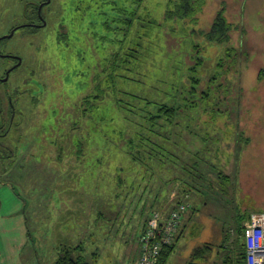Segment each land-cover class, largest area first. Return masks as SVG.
I'll use <instances>...</instances> for the list:
<instances>
[{
	"label": "rangeland",
	"instance_id": "obj_1",
	"mask_svg": "<svg viewBox=\"0 0 264 264\" xmlns=\"http://www.w3.org/2000/svg\"><path fill=\"white\" fill-rule=\"evenodd\" d=\"M30 1L43 2L0 0V37L27 22L28 16H34L27 6ZM174 1L50 0L42 10L44 21L39 16L32 19L37 24L45 22L44 29L32 35L20 28L13 37L2 41L1 51L22 58V67L5 84H0V95L3 90H9L15 97L18 114H7L12 129L0 139V186L7 187L22 204L27 234L22 238V229H16L7 241H2L0 264H57L64 255V246L69 244L67 239L73 236L64 238L63 234L68 227L73 229L75 224H80L83 212L87 218L88 251L93 248L92 237L101 232L106 239L102 241L104 247L109 248L115 260L120 259L118 248L124 249L127 243L132 246L142 227L135 206L139 207L140 200L145 201L148 193L144 194L143 185L136 186L135 196L125 195L122 201L117 196L121 178L115 177L123 169L132 173L127 168L136 169L137 160L148 157L129 144V133L122 122L103 121L101 107L92 112L89 104L99 105L104 94L109 97L113 94V77L118 76V82L119 77H133L159 92L157 103L148 106L150 111L161 119L175 111L166 122H181L179 118L185 115L181 106L185 104L170 102L179 98L180 93L168 87L174 79L169 68L178 70L174 82L180 89L181 83L190 82L195 59L204 60L205 55L209 66L216 65L228 46L236 50L231 52L229 64V58L224 60L226 71L218 83L212 81L211 75L215 73L209 66L204 65L197 75L198 91L215 93L224 101L223 105L208 108L209 118L203 116L208 122L203 127L198 121L202 111H193L186 119L193 121L185 125L189 124L193 133L216 135L220 139L219 151L210 153V158L215 164L221 161L218 167L226 174L234 176L233 170L237 169V191L230 188L226 199L206 194V189L189 194L190 209L183 214L174 251L166 264H223L229 252L234 256L231 264H246L236 217L250 210L264 212V0H231L234 8L227 5L224 12L231 24V41L221 47L208 46L204 34L210 30L223 0H207L204 9L210 10L202 11L197 30L168 17L174 10ZM68 4L71 16L66 20L64 7ZM135 57L141 58L136 65ZM65 83L70 84L69 89ZM141 87L146 93L149 86ZM123 88L134 90L125 85ZM15 121L18 129L16 123L13 126ZM166 126L162 127L163 131ZM103 129L110 143H103ZM239 137L249 141L241 142ZM184 139L191 145L192 153L193 145L203 141L193 136ZM82 144L84 151L79 148ZM136 154H141L137 160L133 159ZM176 155L188 156L186 169L177 171L180 176L189 175L192 167L198 169L195 157L179 149ZM103 167L113 168L115 172L104 175ZM163 168L168 174L166 166ZM175 185L178 182H172L170 189ZM174 192L179 195L178 189ZM165 202L159 208H168ZM8 206L9 203L0 212L4 217L1 220L13 216L14 211L9 213ZM99 216L102 217L98 219ZM88 218H93L97 227ZM116 231L124 238L120 243L115 242ZM83 239L84 236L79 242ZM206 247H211L212 253H206L203 260L193 261L194 252Z\"/></svg>",
	"mask_w": 264,
	"mask_h": 264
},
{
	"label": "trees",
	"instance_id": "obj_2",
	"mask_svg": "<svg viewBox=\"0 0 264 264\" xmlns=\"http://www.w3.org/2000/svg\"><path fill=\"white\" fill-rule=\"evenodd\" d=\"M46 1L47 0H43V2H41L40 4L39 3L35 4L34 1H30L29 3L27 2L28 3L27 6L31 8V10H33L34 16H28V14L25 13V15L28 16L27 19L29 20L23 23L22 25H18L19 27L16 30L20 28L25 29L27 31L25 34L29 33L33 35V33L38 32V30L44 29L45 26L36 27L31 25L36 24V22H33L32 19L36 16L38 17L39 7L42 5V3H45ZM207 3H208L207 0H175L173 5L174 10L168 13V17L171 18L172 20H179L180 22L183 21L185 24H189L191 27L193 26V28H195L196 26H198L199 23L198 18H200L202 11L205 10L204 8L206 7ZM47 5L48 4H45L44 7H46ZM227 5L229 6L231 5V8H234L232 6L231 0H223L219 6L218 12L214 18L210 30L204 34L208 46L221 47L223 44H227V45L230 44L231 36L229 32H230L231 24L225 17V13H224ZM64 8H65L64 12L66 11L65 14L67 15L65 16V19L69 20L71 16V12H69L70 11L69 4ZM208 8H206L205 11L207 10L209 11L210 8L209 9ZM93 14H97V13L93 12ZM91 16L92 18H94V15L91 14ZM88 19L91 21L90 15L88 16ZM194 30H197V27ZM4 40H7V38L0 37V41H1L0 46L2 41ZM64 42L59 41V43L61 44ZM235 50H236L235 48H230V46H228L225 49L224 56L220 57L216 65H211V66L208 65L210 63L205 58V55L202 53L204 55V60L195 59V65L190 70L191 72L189 75L190 82L186 84L185 81L184 85L181 83L180 84L181 87H179L180 89H177L178 87H175V85L177 86V83L174 82L175 80H177L178 70L176 68H174L173 70L169 68V70L172 72V77L174 79L168 83V87L169 88L171 87V90L173 92L180 93L179 98L172 99V101L170 102L172 104L174 103L185 104V106H181L182 111H184L185 113V115H182L179 118L181 122H177V120H174L173 124H171L173 121L170 123L166 122V120H171V118H173L175 111L166 113L167 118H163L165 119L166 123L163 121V119H161V116H159V114L150 111V108L148 106L155 105L157 103L156 100L159 96V92L154 91V89L151 88V85H147L146 83H144V81H141L140 79L137 78L134 79L133 77H129V78L119 77L121 78L120 82L117 81L118 76L113 77L111 81L112 84L115 86V90H113L115 93L113 92V94L110 95V97L109 94H104V96L100 99L101 104L99 105H95L93 103L89 104L90 108L92 107V112L94 111L97 112L98 110H100L101 107V110L103 112L101 119L103 121H109L111 123L115 121L122 122L123 128L125 127L124 128L125 131L129 133L128 134L130 138L129 144L134 145L135 148L137 147L141 153H145L146 156L144 157H148V159L146 160L143 159V157L139 159L141 154L140 155L136 154L135 157H133V159L136 160L139 159L137 160L138 167L136 169L128 167L127 170L132 171V173H127L128 171H126V169H123L122 171H120L119 169L120 172H118L117 176L115 177L119 179L121 178V182H122L120 186V193L117 194L118 198L121 197L122 199L124 198L125 195L128 194L129 197L135 196L136 190L134 187L136 186L141 188L143 185L142 189H144L145 191L144 194L148 193L147 196L149 197L146 196L147 199L145 197V201H143V199L140 200L141 201V205L139 206L140 208L138 207V205L137 207L135 206V210H138L137 212L139 213L140 219L142 221L141 229L146 226L152 211L162 209L159 207H161L164 201H166L165 203H167L168 206V208H164L165 212L166 213L170 212L171 208H173L174 206V203H170V198H171L170 196L172 192L177 189L179 195L177 197L178 199L176 202H181V201L187 202V198L189 194L195 191L203 192L204 189H206L205 190L206 194H214V197H218V198L222 197L224 199L229 197L230 188H233L234 192L237 191V181H238V174L236 171L237 169L233 170L234 176L229 175V173L226 174L223 168L218 167V164L221 163V161H218L217 162L218 164L217 163L215 164L213 163V159L210 158V153H212L214 150L219 151V146L217 144L219 143L220 139L216 138V135L211 136L207 133H206L207 135H201V133H193L194 130L192 129V127H190L189 124L187 125V123L185 125V122L193 121V120L191 121L186 120L189 118V116H191V113L193 111L195 112L202 111L203 113L201 114L198 121L201 122L199 125L203 127L204 123L208 122L207 120L209 118L208 108L210 106L220 105L221 107V105H223L224 101L221 100L220 96L215 95V93L198 91L200 81L198 80L197 75L199 74L201 68L204 65H206L209 66L208 69H211V71L215 73V75L214 74L211 75L212 81L213 82L219 81L220 76H223V73L226 71L224 60H227L228 58L230 59V57L232 56L231 52H234ZM6 55H14V54L11 53L10 51L9 52L1 51L0 48V73L3 72V74L0 75V78L3 79L5 78V73L8 69L7 64L16 62L10 58H7ZM234 55L237 57L236 53H234ZM140 59H141L140 57L137 58L135 57L134 64L136 65V63ZM227 61L229 64L231 59ZM21 67L22 66L12 70L11 75L12 73L19 70ZM126 82L128 85L125 84ZM233 82L234 81H231V84ZM124 85L130 86L134 90L133 91L128 89L125 90V88H123ZM142 85L145 87L149 86L147 88L146 93H144L145 91H144V87H141ZM66 86L68 89L70 88L69 83H67ZM120 86H122L121 87L122 89H118ZM150 89L152 91H148ZM210 90L211 89L207 88V91ZM10 99L12 100V103L10 104L12 107L9 105ZM4 102H7V104H5ZM15 102L16 99L14 96H12L9 93V90H3V92L0 95V108L4 111L5 121L7 122L8 125L9 122H11V117H7V114L8 113L12 114L14 110L16 116L18 115ZM236 102L238 103V101ZM219 110L220 109H218V111ZM205 114L207 116V119L206 117L205 119L203 117ZM81 119H82V115H81ZM14 123H16V121L13 122V126ZM16 126H17L16 128L18 129L17 123ZM164 126L166 127L165 130L163 131L162 127ZM174 127L175 130L173 131ZM8 134H10V132ZM185 136H193L203 139V141H201L197 145H193V147L195 148V151L193 153L192 150L189 149L191 145L185 143L186 142L184 139ZM102 137H103V143L105 142L110 143V140L108 139L109 136L107 137L105 133V129H103ZM137 137H139V141H137ZM238 140L241 142L243 140L245 142L249 141L248 139L245 140L244 137H239ZM210 142L213 143V145L209 144ZM142 147H145V149H143ZM79 148L83 149L84 144L80 145ZM237 148L235 149V152L236 151L238 152L239 149ZM177 149L188 153L189 156L195 157L196 160H198L197 163L198 169L195 170L192 167L189 175L180 176L177 173V171L178 169L181 168L186 169V167L188 166V156H184L182 158L177 157L176 155ZM101 151L102 150L100 149L98 152ZM223 151L227 152L224 147H223ZM84 156L85 154L81 157V159ZM236 160H238V156H236ZM156 163L158 164V166H156ZM210 165L212 166V168H209ZM163 166H166L165 169L167 170L168 174L165 173ZM103 169H105L104 175L107 176L115 172V169L113 168L103 167ZM157 169H159L160 171ZM92 177L94 176L92 175ZM154 180L157 181L155 182ZM174 181L178 182V185H175L176 187L174 189H170L171 187L169 185ZM153 194H155V196H153ZM123 200L124 199H122V201ZM256 212H261V211L250 210L249 212H246L245 214H241L236 217L237 229L239 231L238 236L239 238L241 237L242 240H243V225L246 221H248L250 216ZM173 247H174V243L171 246H166L163 248L162 253L158 259V264H166L168 258L174 251ZM206 253L211 254L212 248L206 247V249H197L192 256L193 261L203 260ZM233 258H234L233 254L229 252L228 257L225 259L229 260L228 264H231ZM57 264H80V261L78 259L76 260L73 259L72 257H70V255L67 254L59 258Z\"/></svg>",
	"mask_w": 264,
	"mask_h": 264
},
{
	"label": "crops",
	"instance_id": "obj_3",
	"mask_svg": "<svg viewBox=\"0 0 264 264\" xmlns=\"http://www.w3.org/2000/svg\"><path fill=\"white\" fill-rule=\"evenodd\" d=\"M8 190L7 187L0 186V212L6 210V204L9 203V206L7 209H9V213L14 211L13 216L6 218L4 220H1L4 217L0 216V246L2 244V241H7L10 237V233L17 230H21V236H26V224H25V218L22 216L23 212V206L21 203L18 202V200L12 195V193ZM9 196L7 198V195ZM9 201H8V200ZM2 200V201H1ZM168 216V213H165V217ZM102 216H99L98 219H100ZM90 218V217H89ZM88 218V220H89ZM9 220V221H8ZM93 218H91L88 222L94 226L97 227L96 223H93ZM80 224H75L76 226L71 229L68 227V231L63 234L64 238H70L71 235H73L69 241V244L67 247L64 246V255H70L73 259H78L80 261V264H137L141 250H140V244H139V236L142 233L143 229H139L136 234V240L134 239V242L132 246L127 243V245H122L125 247L124 249L120 250V247L118 250L120 251L121 257L120 259H116L114 257V254L109 251V248L104 247L102 241H106L104 239L103 233H98L92 237L93 244L91 251H88V245H85L87 238V233L85 229V223L87 221V218H85V212H83V215L79 219ZM96 222V221H95ZM142 226V224H140ZM82 226H84V229H82ZM140 226V227H141ZM136 227H138V224H136ZM123 234V233H122ZM84 236L83 241L79 240ZM112 234H110L109 237H111ZM115 242L120 243L121 240H124V238L119 234V232L116 231L115 235ZM100 239V242H97V240ZM66 240V239H64ZM78 240V241H76ZM105 248V249H104ZM1 255V254H0ZM115 260V261H114ZM58 262V261H57ZM56 262V263H57Z\"/></svg>",
	"mask_w": 264,
	"mask_h": 264
},
{
	"label": "built area",
	"instance_id": "obj_4",
	"mask_svg": "<svg viewBox=\"0 0 264 264\" xmlns=\"http://www.w3.org/2000/svg\"><path fill=\"white\" fill-rule=\"evenodd\" d=\"M170 203H174L168 216L165 210H154L139 236L141 254L137 264H158L162 250L171 246L181 226L183 214L188 211L186 201L176 202L174 192ZM243 240L246 264H264V213H253L243 225Z\"/></svg>",
	"mask_w": 264,
	"mask_h": 264
},
{
	"label": "flooded vegetation",
	"instance_id": "obj_5",
	"mask_svg": "<svg viewBox=\"0 0 264 264\" xmlns=\"http://www.w3.org/2000/svg\"><path fill=\"white\" fill-rule=\"evenodd\" d=\"M48 1V0H47ZM47 1L45 2V3H42V5L39 7V10H38V16H39V19L41 20V21H44L43 19H41V18H43L42 17V10H43V7H44V5L45 4H47ZM30 26V25H29ZM31 26H36V27H39V26H42V24H34V25H31ZM4 37V36H3ZM2 37V38H3ZM2 40V39H1ZM1 42V41H0ZM7 56V58H10V59H12V60H14V61H16V62H14V63H12L9 67H8V69H7V71H6V73H5V77H6V75H7V72L9 71V70H11L16 64H18V62H19V59H17L16 57H18V56H16V55H6ZM18 68V67H17ZM16 69V68H15ZM12 72V71H11ZM11 72H10V75H11ZM9 75V76H10ZM3 80V78H0V83H2V84H5L6 82H3L2 81ZM12 103V100L10 99V101H9V105ZM11 106V105H10ZM12 107V106H11ZM13 112H14V114H15V111L13 110ZM12 125V120H11V122H9V125L7 124V122L5 121V115H4V111L0 108V139L1 138H5L6 136H7V134L10 132V130H11V126ZM228 257V253H226L225 254V258H227ZM228 262H229V260H227V259H224L223 260V263L224 264H228Z\"/></svg>",
	"mask_w": 264,
	"mask_h": 264
},
{
	"label": "water",
	"instance_id": "obj_6",
	"mask_svg": "<svg viewBox=\"0 0 264 264\" xmlns=\"http://www.w3.org/2000/svg\"><path fill=\"white\" fill-rule=\"evenodd\" d=\"M49 3H50V0L47 1V4H49ZM41 19H43V18H41ZM45 25H46V24H45V22H44L43 25H42V26H39V27H43V26H45ZM16 29H17V28H16ZM16 29H14L9 35L4 36L3 38L10 39L11 37H13V35H14ZM16 58L19 59L18 64H16L11 70H9V71L7 72L6 77L2 80L3 82H7L8 79H9L10 72H11L12 70H14L15 68L19 67V66L22 64V58H20V57H16Z\"/></svg>",
	"mask_w": 264,
	"mask_h": 264
}]
</instances>
